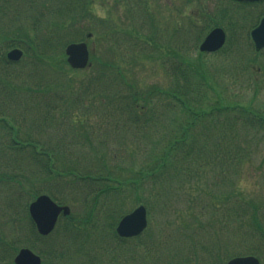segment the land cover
<instances>
[{
    "label": "trees",
    "instance_id": "16d2710c",
    "mask_svg": "<svg viewBox=\"0 0 264 264\" xmlns=\"http://www.w3.org/2000/svg\"><path fill=\"white\" fill-rule=\"evenodd\" d=\"M22 1L25 0H0V10L5 4L11 14L16 13L17 17L23 15L26 9ZM47 1L51 7H47L46 3L43 6L48 15L41 19L42 13H37V19L33 20L31 27L21 23L16 29L12 27L0 30V91L10 86L11 95L7 102L6 96L9 94L0 92V106H8L6 109L13 106L15 112L8 118L7 112L0 109V133L4 131V136H1L2 133L0 135V165L12 169L10 172L0 170V214L8 219L0 221V264H14L13 257L23 244L21 237L27 246L46 256L44 264H66L63 258L68 256L67 252L71 248L66 243L72 242L71 239L74 238L79 243V250H86L85 253L83 251L78 254L86 260L91 259L90 264H93L96 257L88 250L91 247L88 240L94 234L81 229L88 228V223L92 224L94 221H103L112 230L116 242L114 251L122 253L121 250L125 249L123 246L131 244V240L140 243L133 248L139 249V245L142 246L140 257L131 254L130 245L125 253H117L118 258L121 255L128 257L118 264H190L192 261L194 264H225L234 256L249 254L257 255L264 264L260 246L251 245L253 242L264 243V204L262 206V203L253 200L243 201L240 195L232 194L228 197L230 191L220 190L218 194L211 195L210 204L215 209L206 217L203 207L207 209V205L193 203L186 209L191 217L189 222L183 219L185 211L180 212L183 221L178 222L184 223L185 233L192 229V221L198 222L199 227L205 228L209 224L213 231L217 230V216L221 215L219 205L225 201L235 203V208L227 209L231 212V223L233 218L236 221L235 230L225 231L221 235L226 236L224 243V237L221 236L215 240L212 236L205 240L201 248L202 253L207 255L206 259L203 255L195 257V260L191 256H184L174 261L171 257L164 258L161 239L168 225L164 214L172 203L170 199L167 204L160 202L161 197L168 199L171 188L174 190L185 184L192 185L205 169L225 180L234 175L236 185L256 151L261 157L259 177L263 176L264 180V150L261 151L260 145L255 141V138L258 140L257 131L264 132V103L256 102L263 87L257 70H264V65L257 64V56L248 36L249 28L257 23L264 10L252 19L234 18L233 23L231 18L228 19L225 26L230 32V38L222 50V61L213 64L201 53L192 55L195 44L207 28L202 15H188L186 18H189L190 26L186 29L187 25L183 27L181 23L182 12L177 9L178 12L173 15L172 40L166 43L158 41L156 30L140 31V27L134 23L136 20H131V17L129 19L128 15L126 19L131 23H121L124 17L117 10L126 5L127 12H134L136 7L146 4L143 0H109L111 3L113 1L114 10H108L103 15L98 14L95 6H106L104 0ZM252 6L260 7L258 3H239L236 8L239 13L246 12L250 15ZM146 11L144 16L152 19V24L156 25L153 15ZM219 16L225 18V13L221 12ZM216 18L219 19L217 16ZM40 19L43 20L44 28L38 34L36 30ZM237 30L240 31L239 35L246 33L240 38L236 34ZM123 33L129 38L131 34L139 42L153 43L151 51L140 48L139 54L142 60L158 57L160 66L171 80L168 88L156 84L150 88H140L134 81L127 80L126 70L131 64L128 59L133 60V57L129 51H124L123 44L127 39ZM83 39H96L99 42L93 49L94 63L91 67L93 74L97 75L92 74L87 84L75 81L76 76L72 73L74 70L68 66L63 52L67 43ZM11 47H21L25 57H31L32 61L24 64L25 67L37 62L49 64L48 74L56 71L60 76L67 75V90L71 93L62 98V92L67 93L66 86L59 88L60 92H51L50 86L39 90L28 81L32 80L29 74L27 79H23L20 74L15 75L13 68L23 63L24 59L19 62L9 61L4 50ZM144 50L148 52L145 53ZM251 51L255 56H252ZM117 52L120 53L119 57ZM107 53H114L117 59L112 61L105 58ZM10 78H13L12 81ZM249 94L252 95L250 98ZM3 99L8 104H2ZM80 111L88 112L87 118L106 116L109 124L112 123L114 127V138L119 141L127 138L128 142L120 141L122 147L131 151H143L141 162L140 157L133 152L119 155L112 147H105V143L102 147L95 148L91 138L92 131L98 130L97 124L93 122L86 125V118L80 115H76L75 119L70 117L73 125L69 127L75 134L69 139H61L59 132L51 137L52 140L43 141L35 134L49 128L56 130L62 127L63 120L69 114ZM27 119L35 133L23 130L20 122ZM155 136L157 139H153ZM142 140L146 143L150 141L152 148L147 147L148 143ZM88 148L92 154H89ZM100 148L103 149L99 150ZM24 153L28 155L25 168L20 165ZM121 160H128V165L117 164ZM16 167L21 169L20 175L13 172ZM78 182L85 187H93L95 194L90 195L93 193L91 190L82 197H73L81 199L84 204L81 215L74 210L63 219L61 229L68 233L63 237L66 243H56L55 234L48 242L49 236L43 237L37 233L27 212V204L40 193H51L50 189L55 184L64 189L66 185H76ZM147 184H151V190L158 193L159 202L156 205L144 195ZM4 190L6 191L3 192ZM26 196L29 199L25 202L23 211L20 204ZM53 196L60 203L73 205V198L69 201L61 196ZM213 197L218 199L217 202ZM4 198L6 202L2 204ZM100 198L104 202L100 203ZM131 198L135 200L134 203L147 205L151 223L140 236L120 238L115 227L129 209L128 201ZM161 206H164L163 210L155 212ZM5 212H8L7 216ZM160 219L163 224L155 227V220L159 222ZM59 231L58 228L56 232ZM83 232L86 237L82 238ZM206 235L214 234L210 231ZM187 236L189 235H180L181 238ZM228 242H232L231 249L223 247ZM76 258L81 263L78 255Z\"/></svg>",
    "mask_w": 264,
    "mask_h": 264
},
{
    "label": "rangeland",
    "instance_id": "374dc122",
    "mask_svg": "<svg viewBox=\"0 0 264 264\" xmlns=\"http://www.w3.org/2000/svg\"><path fill=\"white\" fill-rule=\"evenodd\" d=\"M149 1V6H150V11L154 12L156 19H160L163 22H167L170 18V16L174 13L173 10V6L175 7V0H148ZM104 2H107V0H104ZM46 3L47 7H51L50 3L47 0H36L35 4L33 6L34 10L36 13H42L41 19H43V16L48 15L47 13H45V7L43 6V4ZM113 3V1H112ZM111 2L109 4H107L106 6H102L100 7L98 4H96V9L98 14L103 15L105 13H107L106 11L108 10H114V6H112ZM206 3L209 5L210 11L212 9L215 8L216 6V0H206ZM53 4V3H52ZM122 5V4H121ZM126 6V5H125ZM106 7V8H105ZM105 8V9H104ZM194 10V13H197L198 11V5L195 4V7L192 9ZM0 30H9L12 27H14V29H16V27H18L21 23H28L29 27H31V25L33 24V20H31L30 18H25L24 20H20L17 17H15L13 14L9 13L8 11L5 10V8L3 10H0ZM116 11V10H115ZM136 12H138V10H135ZM191 12V11H189ZM212 12V11H211ZM28 13V11L26 12V14ZM117 13H119L122 16H125V14H121V13H125L123 8L118 9ZM145 11H140L139 15L141 17L144 16ZM35 15V14H34ZM136 16V14H134ZM30 17V16H29ZM16 19V21H15ZM38 20L40 22H38L37 26L39 25H43L42 21L43 20ZM85 23V22H84ZM121 23L127 25L129 22L126 18H124L123 20L121 19ZM150 23H146V26L144 27V30H150L152 29ZM170 27H172L170 25ZM150 28V29H149ZM158 30V28H157ZM42 28H40V33L42 32ZM166 31H171V30H166ZM165 32V30H160V33ZM123 36L127 39H125L126 41L123 44V48L124 51L127 53L129 51V53L131 54V56L133 57L132 59H128L129 62H131L130 64V68H128L126 70V78L128 81H134L138 87H142V88H150L153 86V84H156L162 88H168L169 85V80L168 77L165 73V71L163 70L162 67L157 66V63L155 61H158V57L155 56V58L153 59H147V60H142L141 59V55L139 54V52L141 51L140 48H147L148 50H152L151 46H153L152 42H139L136 38H132L131 34H130V38L128 37V35L123 33ZM100 42L102 41L101 39H99ZM104 42V41H103ZM102 42V43H103ZM164 42L166 43H170L171 42V37L169 36V33H166ZM89 48L92 51L94 48H96L99 45V42L94 39V40H89ZM97 45V46H96ZM5 51V50H4ZM145 53H147L148 51L144 50ZM116 54H118V57L120 55L119 52H117ZM105 58L107 59H111L116 60L117 58L115 57L114 53H107L105 54ZM102 57H104V54H101ZM26 62L21 63L20 65L16 66L15 68V75L20 74V76L23 77V79H27V75L29 74L30 79L32 80H28L30 81V83L34 84V87L39 89V90H45V88H49L48 86L51 87V92L54 91L55 89H59L63 86H66V90L68 89V76L67 75H62L60 76V74L58 72L55 71L54 72H50L49 73V64H39L38 62L35 63L33 66L30 67H25L24 64H26L28 61H32L31 57L25 59ZM91 61L93 62L94 59L92 57ZM155 62V63H153ZM216 60L213 59L212 63H215ZM258 64H264V53H262L261 57L258 58L257 60ZM94 63V62H93ZM23 69V70H22ZM21 72V73H18ZM48 72V73H47ZM83 72V73H82ZM86 73V74H85ZM92 73V69L89 68L87 70L84 71H77V77L75 79L76 82L81 83L83 82L84 84H87L88 81L90 80V74ZM81 74H85L84 77H81ZM1 75V73H0ZM80 75V76H78ZM92 75V74H91ZM93 75H97L93 74ZM261 78H262V89L260 91L259 96H257V101L256 102H260V103H264V74H261ZM13 78H10V80L12 81ZM18 83V82H16ZM15 83V84H16ZM235 88V87H234ZM69 91V90H67ZM0 92H5L9 95L6 96V100L8 102L9 99H11V95H10V86L3 88V91ZM62 98H65L67 95H69L68 93L62 92ZM253 98L255 99V96H253ZM17 101V100H16ZM18 102V101H17ZM2 104H8L5 103L4 99L2 101ZM22 105V104H21ZM30 105V101L28 99V104L27 107H29ZM8 106H0V109H4L7 113L8 118H11L13 116V114L15 113L14 110L12 109V107H10V109H6ZM21 107V106H20ZM11 121V120H10ZM21 126L23 127V130H30L31 132L35 133V131H32V129L34 127H31V122L27 119V120H23L20 122ZM65 127L64 129H56V132H60L61 134H65L63 132H65L68 128V124H70V120L65 122ZM112 128L113 125L111 124H106V122H100L99 121V125H98V134L97 137L93 138L94 141V146L95 148L97 146L102 147L103 144L105 143L106 146H110L113 148V150L118 153L119 155L122 154H126L128 152H130L131 150L125 149L124 147H122L120 141L123 142H128L127 138H121L120 141L119 139H115L114 136L112 135ZM2 133V135H1ZM0 133L1 136H4V131L2 130V132ZM258 135V140L255 138V141L258 145H260L261 151L264 150V132L262 131H257ZM37 134L38 137H41L42 140H52L51 137H53L55 135V133H35ZM58 134V133H57ZM68 139V137L66 135L61 136V139ZM97 139H102V141H98ZM153 139H157V137H153ZM143 141V140H142ZM144 143H146L145 141H143ZM148 143V144H147ZM147 147L151 146L150 141H147ZM104 147V148H105ZM152 148V146L150 147V149ZM153 148H157V146H153ZM103 148H100L99 150H102ZM88 152L89 154H92V151L90 148H88ZM134 154H136V156L140 157V162L142 160L143 157V153H141L139 150H134L131 151ZM28 155L26 153L22 154V160L20 162V165H22V167H27V161H28ZM89 157V161H90ZM251 163L246 165V171L242 172L241 176H239V178L237 179V184L235 185V178L234 175H231L229 177L228 180H225L224 178L221 179L220 177H218L217 175H215L214 172H211L209 169H205L203 174L200 177H197V179L195 181H193L192 185L190 184H185L181 187H177L173 190V188H171V193L169 194L168 199H165V197H161V204L162 203H168V200L170 199V202L172 203V205L168 208V212L166 214H164V217L166 218V221L168 222L167 227L165 228L163 235H161V239L163 240L162 243V249L164 250V258L165 257H171V259H174V261H178L179 259H181L182 257H187V256H191V258L193 260H195V257H202L206 259L207 255L202 253V248H201V244L203 242H205V240L209 239L211 236L213 238V240H215L216 237H220L221 235L224 234L225 231H231V230H235V226H236V221L233 218V221L231 223V212L228 211L227 209L230 208H235V203L230 204L229 202L225 201L224 203H221L219 205V208H221V215L217 216V230L213 231L211 229V226L209 224H206L204 227H199V223L198 222H194L192 221V229L188 230L189 233H185V229L183 228L184 223L180 224L178 221H186L189 222L191 220V217L189 214L186 213V209L188 207H190L193 203H199L202 204L203 206L207 205V209L205 207H203V211L206 213V217L209 214L210 211H213L215 209L214 205L210 204V201L212 200L211 195H215L218 194L220 190L228 192L230 191L231 193H229L228 197H230L232 194L233 195H240L243 197V201L249 202L251 200L255 201L256 203H262V206L264 204V180H263V176L259 177V170H260V161H261V157L260 154L257 153V151L255 152L254 155H252L251 157ZM128 162V160H121V163H117L120 165H128L126 164ZM17 165V163H16ZM19 165V167H20ZM18 167V165H17ZM16 167V168H17ZM0 170L1 171H6V172H10V170L12 169H8L2 165H0ZM230 170L232 171V166L230 167ZM13 172L16 173L17 175L21 174V169H15L13 168ZM71 180V179H70ZM71 182V181H70ZM84 187V188H83ZM83 188V189H82ZM51 194L56 195L57 198H59L60 196L63 197L66 200H71L75 195H77L78 197H82L84 195H86V193L90 192L91 190L93 191V193H91L90 195H94L95 193V189L89 185H87L85 187V185L83 183H76L73 184L71 183V185H66V187L63 189L62 187H60L59 184H55V186L52 188L51 187ZM6 190H4L3 192H5ZM233 191V192H232ZM5 193H3L4 195ZM1 195V192H0ZM144 195L146 196V198H150L152 201L151 203H154V205H156V202H159L158 199V193L155 191L151 190V184H147L146 188L144 190ZM28 196L24 197L22 204H20V208L24 211L23 206L25 204V202L28 200ZM215 202H217V198H214ZM0 200H1V196H0ZM63 201V200H62ZM135 200H133L132 198L128 201V207L129 208H135L139 203L135 202ZM6 202L5 198H4V202H2V204H4ZM100 203L104 202L103 199L100 198L99 200ZM72 203L73 205H71L70 203H67L71 209L72 212L74 210H76L79 215H81L82 213V207H83V201L81 199L78 198H73L72 199ZM164 208V206H161V208L155 212H160L162 211ZM129 209V210H131ZM75 211V213H76ZM181 211H185V215L183 216V219L180 217V212ZM25 213V212H24ZM179 213V214H178ZM6 216L8 214V212H5ZM153 217L156 218L155 213H153ZM206 217L204 218V220H206ZM2 219L8 220L6 217H4L3 215L0 214V221H2ZM156 222H154V226L157 227V225L159 227H161V225L163 224V220L160 219L159 222H157V220H155ZM90 224V223H88ZM97 226H100L102 228H97L96 233H93V231H89L90 233L94 234V237L92 236L91 240L89 242H91V247L88 248V250L90 249L92 251V256L96 257V260L93 261V264H118V263H123L124 261H126L128 259L127 256H119L118 258V254H123L126 252L125 249L128 248V246L130 245V247H132L131 250V254L134 257H140L141 252H142V246H140L139 249H135L133 248V246H137V244H140L138 241L136 240H131V244L129 245H125L123 246V251L122 253H120V251L116 252L114 251V239L113 236L114 234L112 233V230L109 229L108 225L103 222V221H99ZM60 227V224H59ZM191 227V226H190ZM89 229H91V225H89ZM250 229V227H249ZM3 230H7V228H3ZM59 232H53L52 235L54 236V234L57 236V240L56 243L58 241H61L62 243H66L63 240V237L65 235H67V231L62 230L61 228H59ZM210 231L213 232L214 235H206L209 234ZM246 231V230H245ZM247 232V231H246ZM151 233V231L149 232V234ZM189 235L187 237L181 238L180 235ZM52 235H50L48 238V242H50V239L52 237ZM85 234L83 233L82 236H84ZM146 236V235H145ZM222 237V236H221ZM224 237V238H223ZM223 238V243L226 241V236L224 235ZM20 239H22L21 242H23L22 246H26L23 238L21 237ZM52 240V239H51ZM73 240L70 243H66L67 245H70L71 248L69 250V252H67L68 256L64 257L63 260L66 262V264H90L92 261L91 259L86 260V258H84L82 255H78L79 257V261H81V263H78L77 258H76V252H81L85 253V249L83 251L79 250V243L75 241V239H71ZM46 242V243H48ZM229 243V242H228ZM257 245L260 246V251L262 253V256L264 257V243L261 242H253L251 245ZM231 245L232 242H230L229 244H225L223 247H227L228 249H231ZM75 247V248H74ZM186 250L188 252H186ZM128 251V250H127ZM190 251V252H189ZM231 251V250H230ZM140 252V253H139ZM196 253V255L194 254ZM217 253V250H216ZM143 255V254H142ZM176 256V257H175ZM194 256V257H192ZM69 257V258H68ZM142 257V256H141ZM116 259V260H115ZM190 264H194V261L190 262Z\"/></svg>",
    "mask_w": 264,
    "mask_h": 264
},
{
    "label": "water",
    "instance_id": "95a60500",
    "mask_svg": "<svg viewBox=\"0 0 264 264\" xmlns=\"http://www.w3.org/2000/svg\"><path fill=\"white\" fill-rule=\"evenodd\" d=\"M257 49L264 47V18L259 26L251 32ZM225 33L222 29L213 30L201 45L202 50H215L224 43ZM69 55L68 61L74 67L86 66L89 58V52L86 43L70 44L66 48ZM22 51L13 49L8 53L10 59H19ZM32 218L34 219L40 233H49L58 218L61 211L69 213L67 206H58L50 197L42 195L38 197L29 207ZM147 226V211L143 205L134 209L131 213L125 215L117 226V232L124 237L140 234ZM16 264H40L39 256L35 255L29 249H22L15 257ZM227 264H260L254 256H242L231 259Z\"/></svg>",
    "mask_w": 264,
    "mask_h": 264
}]
</instances>
